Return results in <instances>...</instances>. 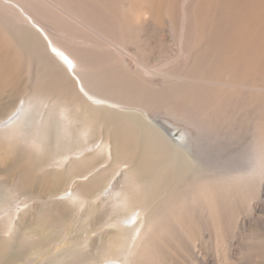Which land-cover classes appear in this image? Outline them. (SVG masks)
<instances>
[{"label":"bare ground","instance_id":"bare-ground-1","mask_svg":"<svg viewBox=\"0 0 264 264\" xmlns=\"http://www.w3.org/2000/svg\"><path fill=\"white\" fill-rule=\"evenodd\" d=\"M231 125L263 161L264 0H0V264H166L245 192Z\"/></svg>","mask_w":264,"mask_h":264},{"label":"rangeland","instance_id":"rangeland-1","mask_svg":"<svg viewBox=\"0 0 264 264\" xmlns=\"http://www.w3.org/2000/svg\"><path fill=\"white\" fill-rule=\"evenodd\" d=\"M165 24L161 33L153 24L143 28L141 33L139 31L140 39L149 45L151 59L155 60L162 54L158 46L160 40L168 43L162 54L164 59L171 60L173 50H176L174 34L169 25ZM156 74L152 76L153 79L161 80L162 72L157 71ZM252 113L250 111L242 118L245 129L254 121ZM223 140L237 164L233 175L238 176L240 173L245 183V192L242 198L235 196L234 202L222 209L231 213L220 220L192 211V216L187 218L184 226L181 225V229H173L176 242L167 245L171 255L166 264H264V160H257L246 135L238 134L234 125L229 127ZM37 155L42 156L43 152L39 151ZM219 170V165H214L210 170L211 175H218ZM10 241L14 250L26 256L28 249L21 238L13 237Z\"/></svg>","mask_w":264,"mask_h":264}]
</instances>
